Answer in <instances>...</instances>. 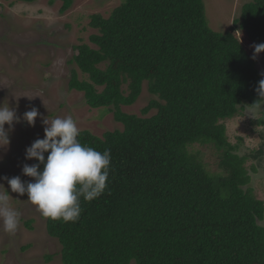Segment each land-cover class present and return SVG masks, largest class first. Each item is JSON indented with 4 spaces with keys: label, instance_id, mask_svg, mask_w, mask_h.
<instances>
[{
    "label": "trees",
    "instance_id": "16d2710c",
    "mask_svg": "<svg viewBox=\"0 0 264 264\" xmlns=\"http://www.w3.org/2000/svg\"><path fill=\"white\" fill-rule=\"evenodd\" d=\"M90 26L94 47L82 43L74 55L87 77L73 69L69 88L122 127L80 131L82 144L110 150V173L102 195L81 198L76 222L46 218L63 264H264V201L245 165L264 158V143L240 154L226 126L258 99L264 52L252 57L264 43V0L246 3L224 32L209 26L204 0H121ZM145 83L141 114L124 110ZM197 144L216 150L214 172Z\"/></svg>",
    "mask_w": 264,
    "mask_h": 264
},
{
    "label": "rangeland",
    "instance_id": "374dc122",
    "mask_svg": "<svg viewBox=\"0 0 264 264\" xmlns=\"http://www.w3.org/2000/svg\"><path fill=\"white\" fill-rule=\"evenodd\" d=\"M250 1L253 0H204L209 26L217 32L226 31ZM120 3L121 0H73L71 7L62 12L64 0H0V104L10 106L20 117L11 128L4 126L10 143L0 147V178L20 176L22 181L34 182L22 168L24 164H35V158L26 159L25 151L37 138H44L43 118L51 121L72 116L80 130L88 129L99 136L122 127L113 112L105 114V108H91L83 92L69 88L73 69L80 78L87 77L75 63L74 55L82 43L94 47L90 36L98 30L90 26L91 16L99 13L108 17ZM258 68L264 79V58H259ZM150 97L145 83L138 101L124 110L141 114ZM33 107L40 115L30 126L23 114ZM263 112L252 116L248 108L242 115L227 119L228 139L233 145L239 144L240 154L251 155L264 143V126L255 127V119ZM193 149L201 151L209 171L218 169L219 158L212 146L197 144ZM257 164L258 171L253 172L252 166ZM245 165L256 196L264 201V158L258 161L250 156ZM0 184V192L8 190L10 205L21 213L14 234L5 232L0 220V264H63L61 243L48 234L46 218L27 200V193L12 192L4 179ZM30 220L32 229L26 225Z\"/></svg>",
    "mask_w": 264,
    "mask_h": 264
},
{
    "label": "clouds",
    "instance_id": "9594fccd",
    "mask_svg": "<svg viewBox=\"0 0 264 264\" xmlns=\"http://www.w3.org/2000/svg\"><path fill=\"white\" fill-rule=\"evenodd\" d=\"M261 52H264V43L255 44L252 58ZM257 91L258 99L249 108L252 116L264 111V79L259 81ZM39 115L33 107L23 114V119L34 126ZM14 121H20L15 110L0 104V147L10 143L4 126L7 124L11 128ZM42 123L45 125L44 138H37L25 151L26 159L35 158L39 163L24 164L22 168L23 174L34 178V182L22 181L20 176L0 179L7 180L12 192L27 193V200L43 217L74 223L82 211L81 198L91 202L106 190L111 153L108 149L101 152L82 144L78 139L81 130L72 116L56 117L51 121L43 118ZM45 153H48L47 158ZM41 164L43 169L39 170ZM9 198L8 190L0 192V220L4 231L14 234L18 230L21 213L10 205Z\"/></svg>",
    "mask_w": 264,
    "mask_h": 264
}]
</instances>
